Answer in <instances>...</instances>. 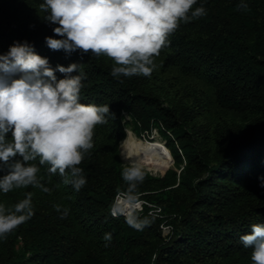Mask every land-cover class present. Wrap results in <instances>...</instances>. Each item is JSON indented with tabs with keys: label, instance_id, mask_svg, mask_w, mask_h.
<instances>
[{
	"label": "trees",
	"instance_id": "1",
	"mask_svg": "<svg viewBox=\"0 0 264 264\" xmlns=\"http://www.w3.org/2000/svg\"><path fill=\"white\" fill-rule=\"evenodd\" d=\"M42 3L0 0V54L27 42L54 70L80 64V102L110 111L78 165L86 179L79 191L39 157L28 163L39 168L48 192L33 185L0 191L9 208L30 194L34 212L0 238V264H252V248L240 236L264 224V0H196L191 11L203 7L205 14L179 23L150 76L130 77L112 76L116 65L104 55L50 49L45 38L61 37ZM151 127L161 132L174 166L160 175L140 167L145 179L135 200L159 211L149 213L145 203L134 210L151 221L137 230L109 207L117 191L128 189L122 172L132 164L119 152L126 128L149 138ZM8 171L0 162V178ZM64 208L68 215L61 218ZM161 223L170 225L168 234Z\"/></svg>",
	"mask_w": 264,
	"mask_h": 264
},
{
	"label": "clouds",
	"instance_id": "2",
	"mask_svg": "<svg viewBox=\"0 0 264 264\" xmlns=\"http://www.w3.org/2000/svg\"><path fill=\"white\" fill-rule=\"evenodd\" d=\"M194 4L196 0H44L39 8L47 13V22L57 25L54 35L61 37L45 38L50 49L104 55L116 65L112 76L130 77L150 76L156 67L154 57L168 45V36L179 23L205 14L203 7L191 11ZM79 69L80 64L72 63L54 70L27 42H16L0 54V162L9 168L0 178L3 193L29 185L49 191L37 179L39 168L28 163L37 157L41 165H50V173H59L63 184L76 191L86 184L78 165L93 148L94 128L106 122L110 108L80 102L84 73ZM56 71L64 78L57 80ZM17 156L22 160L9 163ZM122 177L128 184L127 201L138 208L134 193L145 179L144 171L133 164L124 168ZM54 207L61 211L60 205ZM68 211L64 208L61 218ZM121 214L124 209L114 205L111 215ZM33 215L30 194L11 208L0 203V238ZM126 222L137 230L151 223L135 214H127ZM103 239L110 242L112 234L105 233ZM240 241L252 248V264H264V224H253Z\"/></svg>",
	"mask_w": 264,
	"mask_h": 264
},
{
	"label": "bare ground",
	"instance_id": "3",
	"mask_svg": "<svg viewBox=\"0 0 264 264\" xmlns=\"http://www.w3.org/2000/svg\"><path fill=\"white\" fill-rule=\"evenodd\" d=\"M122 145L124 156L129 161L147 165L153 170L165 169L171 160L168 150L155 140L145 139L141 143H135L127 137L122 141Z\"/></svg>",
	"mask_w": 264,
	"mask_h": 264
},
{
	"label": "rangeland",
	"instance_id": "4",
	"mask_svg": "<svg viewBox=\"0 0 264 264\" xmlns=\"http://www.w3.org/2000/svg\"><path fill=\"white\" fill-rule=\"evenodd\" d=\"M167 132H168V130H167ZM145 134L148 135L149 138H141V137H138V136L134 135L133 132H132L129 128H126V134H125L124 138L119 142V152H120L121 158H122V160H123L124 163L132 164V165L135 164V165H137V166H139V167L146 168L151 174H154V175H160V174H162L167 168H169V167H171V166H174V161H173V158H172L171 154H169L170 157H171L170 162L168 163V165L166 166V168L163 169V170H161V171H159V170H153V169L149 168L147 165H139V164H137V163L131 162V161H129L128 158H126V157L124 156L122 141H123L124 139H126L127 137H128L132 142H135V143H141V142H143L145 139L155 140V141H158L162 146L165 147V145H163V144L161 143V140H160V139L162 138V135H161V132L158 130L157 127H151V128L148 130V132L145 133ZM165 148H166V147H165ZM166 149H167V150L169 151V153H170V150H171V149H170L169 147L166 148ZM183 163H184V161L182 160L181 164H183ZM181 164H180V165H181ZM134 210H135V209H133V211H134Z\"/></svg>",
	"mask_w": 264,
	"mask_h": 264
},
{
	"label": "built area",
	"instance_id": "5",
	"mask_svg": "<svg viewBox=\"0 0 264 264\" xmlns=\"http://www.w3.org/2000/svg\"><path fill=\"white\" fill-rule=\"evenodd\" d=\"M135 203L139 205L138 208H133L132 203H130V202L127 201V193H125L124 191H117L114 194L112 203L110 204L109 212L111 214L112 207L114 205H116V204H119L120 207H122L124 209V213L125 214H123V215L126 217L127 214H132L133 209H135V210H142L143 209V203L147 204V206L149 207L148 208V212L149 213L157 214V212L159 211V207H153V206L150 207L151 204L149 202L145 201V200L137 199V200H135ZM160 227H161L162 234L166 235V234H168V232H170V228L171 227H170L169 224H163V223H161L160 224Z\"/></svg>",
	"mask_w": 264,
	"mask_h": 264
}]
</instances>
